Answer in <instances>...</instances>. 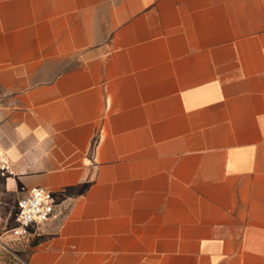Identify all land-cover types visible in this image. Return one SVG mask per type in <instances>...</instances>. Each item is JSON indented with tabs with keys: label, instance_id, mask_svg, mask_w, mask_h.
I'll use <instances>...</instances> for the list:
<instances>
[{
	"label": "crops",
	"instance_id": "crops-1",
	"mask_svg": "<svg viewBox=\"0 0 264 264\" xmlns=\"http://www.w3.org/2000/svg\"><path fill=\"white\" fill-rule=\"evenodd\" d=\"M0 143L29 264H264V0H0Z\"/></svg>",
	"mask_w": 264,
	"mask_h": 264
},
{
	"label": "rangeland",
	"instance_id": "rangeland-1",
	"mask_svg": "<svg viewBox=\"0 0 264 264\" xmlns=\"http://www.w3.org/2000/svg\"><path fill=\"white\" fill-rule=\"evenodd\" d=\"M12 179L0 173V264H29L37 245L46 236L49 222L33 228L25 237L14 236L18 202L26 193Z\"/></svg>",
	"mask_w": 264,
	"mask_h": 264
},
{
	"label": "built area",
	"instance_id": "built-area-1",
	"mask_svg": "<svg viewBox=\"0 0 264 264\" xmlns=\"http://www.w3.org/2000/svg\"><path fill=\"white\" fill-rule=\"evenodd\" d=\"M0 173L3 177L14 178L16 173L11 159L0 143ZM59 196L46 188L33 187L18 202L17 226L12 230L16 237H25L35 227L55 219L59 212Z\"/></svg>",
	"mask_w": 264,
	"mask_h": 264
}]
</instances>
